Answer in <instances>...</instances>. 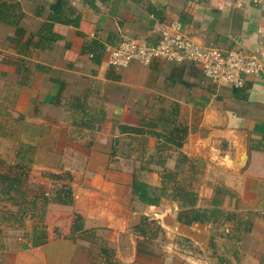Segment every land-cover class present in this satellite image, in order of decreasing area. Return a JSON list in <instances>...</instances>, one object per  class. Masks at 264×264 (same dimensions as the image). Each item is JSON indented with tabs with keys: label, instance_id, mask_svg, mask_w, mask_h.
<instances>
[{
	"label": "crops",
	"instance_id": "1",
	"mask_svg": "<svg viewBox=\"0 0 264 264\" xmlns=\"http://www.w3.org/2000/svg\"><path fill=\"white\" fill-rule=\"evenodd\" d=\"M0 5V159L32 203L0 264H264V0ZM176 28L263 70L234 88L191 63L108 65ZM213 207L236 222L184 219Z\"/></svg>",
	"mask_w": 264,
	"mask_h": 264
},
{
	"label": "built area",
	"instance_id": "2",
	"mask_svg": "<svg viewBox=\"0 0 264 264\" xmlns=\"http://www.w3.org/2000/svg\"><path fill=\"white\" fill-rule=\"evenodd\" d=\"M106 61L116 68L131 64L148 67L156 61L191 63L197 65L208 80L234 88L243 86L245 77H257L263 70L253 54L233 48L202 47L178 28L173 34L164 33L150 44L134 38L121 39L107 49Z\"/></svg>",
	"mask_w": 264,
	"mask_h": 264
},
{
	"label": "trees",
	"instance_id": "3",
	"mask_svg": "<svg viewBox=\"0 0 264 264\" xmlns=\"http://www.w3.org/2000/svg\"><path fill=\"white\" fill-rule=\"evenodd\" d=\"M4 9L3 6L0 5V12ZM15 9H17L16 6L8 7L7 10L11 11L9 13V17H15L18 16L15 12ZM11 24H14L10 20ZM55 40H52L51 42H54ZM50 44V43H49ZM45 46L44 43H37L35 44L36 47ZM23 172H20L18 169L9 167L5 165L1 159H0V198H3V200L8 201L12 206L16 207V212L8 213L10 215L9 220H13L16 223H20L23 217L26 215L27 212V206L31 205V201H27V196L25 193L24 188V182H23ZM53 178H57L58 176L53 175ZM218 192V190H217ZM220 194V192L218 193ZM187 195V194H186ZM195 197L192 195V197L187 201L191 206L195 204ZM61 200V199H59ZM213 206H217L220 201L218 198L214 199L212 201ZM183 217V216H181ZM223 217L226 220H230L236 217L232 214H225L221 210L217 209L216 207H213L212 209H195L191 208L184 219H186L187 223L192 222H217L218 220ZM237 227L236 229H240V224H238V221L236 223Z\"/></svg>",
	"mask_w": 264,
	"mask_h": 264
},
{
	"label": "rangeland",
	"instance_id": "4",
	"mask_svg": "<svg viewBox=\"0 0 264 264\" xmlns=\"http://www.w3.org/2000/svg\"><path fill=\"white\" fill-rule=\"evenodd\" d=\"M15 209L17 208L12 206L8 201L0 198V243H2L3 246L4 244L9 245L13 240H16L18 235H20L19 232L21 230H18L17 228H19L21 223H16L13 220L8 221V219L10 218V215L8 213H12V211ZM218 252L220 253H216L217 259L215 264H233L231 262L232 260L228 257L229 254L226 253V251L221 252L220 249H218Z\"/></svg>",
	"mask_w": 264,
	"mask_h": 264
}]
</instances>
